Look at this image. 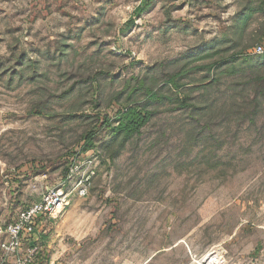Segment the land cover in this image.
Instances as JSON below:
<instances>
[{
	"label": "rangeland",
	"instance_id": "obj_1",
	"mask_svg": "<svg viewBox=\"0 0 264 264\" xmlns=\"http://www.w3.org/2000/svg\"><path fill=\"white\" fill-rule=\"evenodd\" d=\"M263 39L264 0H0V226L70 192L31 264H264Z\"/></svg>",
	"mask_w": 264,
	"mask_h": 264
},
{
	"label": "built area",
	"instance_id": "obj_2",
	"mask_svg": "<svg viewBox=\"0 0 264 264\" xmlns=\"http://www.w3.org/2000/svg\"><path fill=\"white\" fill-rule=\"evenodd\" d=\"M252 52L264 54V39L253 46ZM69 194L70 192L61 188L50 189L42 194L40 199L22 209L12 222L0 226V234L4 235V240L0 241L2 254L16 255L21 251L23 241L33 240L26 255L20 253L21 255L14 262V264H31L34 254L38 251V247L33 243L36 242L39 225L46 218L55 217L66 207Z\"/></svg>",
	"mask_w": 264,
	"mask_h": 264
},
{
	"label": "trees",
	"instance_id": "obj_3",
	"mask_svg": "<svg viewBox=\"0 0 264 264\" xmlns=\"http://www.w3.org/2000/svg\"><path fill=\"white\" fill-rule=\"evenodd\" d=\"M147 120V113L139 110H133V109H127L125 111H122L118 115V127L130 134L134 132H138L142 125ZM88 144H91V137H88L87 139Z\"/></svg>",
	"mask_w": 264,
	"mask_h": 264
},
{
	"label": "bare ground",
	"instance_id": "obj_4",
	"mask_svg": "<svg viewBox=\"0 0 264 264\" xmlns=\"http://www.w3.org/2000/svg\"><path fill=\"white\" fill-rule=\"evenodd\" d=\"M204 261H205L207 264H213L214 261H215V256H213V255H209V256H207V257L204 259Z\"/></svg>",
	"mask_w": 264,
	"mask_h": 264
}]
</instances>
